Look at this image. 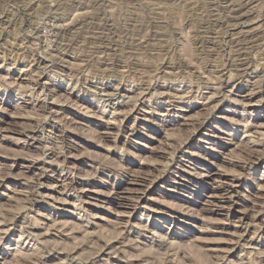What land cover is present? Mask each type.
<instances>
[{"label":"rangeland","instance_id":"obj_1","mask_svg":"<svg viewBox=\"0 0 264 264\" xmlns=\"http://www.w3.org/2000/svg\"><path fill=\"white\" fill-rule=\"evenodd\" d=\"M0 264H264V0H0Z\"/></svg>","mask_w":264,"mask_h":264},{"label":"bare ground","instance_id":"obj_2","mask_svg":"<svg viewBox=\"0 0 264 264\" xmlns=\"http://www.w3.org/2000/svg\"><path fill=\"white\" fill-rule=\"evenodd\" d=\"M155 1V0H154ZM234 2V1H233ZM239 4V3H238ZM239 6V5H238ZM237 6V7H238ZM240 6H241V4H240ZM237 7H235V8H237ZM58 8V7H57ZM234 8V7H233ZM234 8V11H235V13L237 14V12H238V8L237 9H235ZM51 9V8H50ZM56 10V9H55ZM49 11V10H48ZM52 12V11H51ZM237 15H239V14H237ZM226 16V15H225ZM238 17V16H237ZM237 19V18H236ZM238 19H239V17H238ZM237 19V20H238ZM96 21V20H95ZM66 29V28H65ZM156 30V29H155ZM131 36V35H130ZM250 38V37H249ZM247 39V38H246ZM247 42L246 43H248L249 41L248 40H246ZM241 45V44H240ZM244 46V45H243ZM243 46H242V49H243ZM250 46V45H249ZM241 49V48H240ZM94 54V53H93ZM38 64V63H37ZM226 191V190H225Z\"/></svg>","mask_w":264,"mask_h":264}]
</instances>
